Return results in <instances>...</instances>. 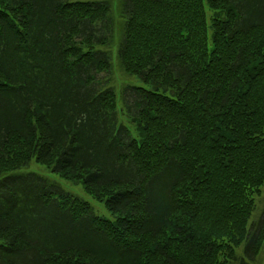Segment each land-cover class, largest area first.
I'll return each mask as SVG.
<instances>
[{"label": "trees", "instance_id": "obj_1", "mask_svg": "<svg viewBox=\"0 0 264 264\" xmlns=\"http://www.w3.org/2000/svg\"><path fill=\"white\" fill-rule=\"evenodd\" d=\"M0 264H264V0H0Z\"/></svg>", "mask_w": 264, "mask_h": 264}, {"label": "rangeland", "instance_id": "obj_2", "mask_svg": "<svg viewBox=\"0 0 264 264\" xmlns=\"http://www.w3.org/2000/svg\"><path fill=\"white\" fill-rule=\"evenodd\" d=\"M119 78L121 80V78H123V76L119 75ZM118 83H119V79H118V75H117V84ZM122 119H124L126 122H128L124 117ZM31 165H32L31 169H35V170L39 171V173H42V174H44L50 178L54 177L53 173H51V172L46 173L47 171L44 170L40 165L35 164V163H31ZM60 183L64 189L71 191L72 193L79 195L80 197H83L84 199L88 200L92 204L94 210L96 211V213L98 215L103 216V217H112L111 214L109 213V211L104 206L103 202H100V201L93 199L91 197V195L87 194L84 191L81 184H75V183H71V182L64 181V180H61Z\"/></svg>", "mask_w": 264, "mask_h": 264}]
</instances>
